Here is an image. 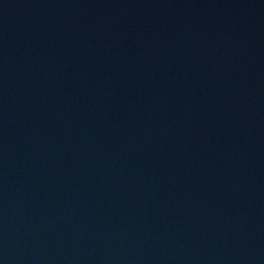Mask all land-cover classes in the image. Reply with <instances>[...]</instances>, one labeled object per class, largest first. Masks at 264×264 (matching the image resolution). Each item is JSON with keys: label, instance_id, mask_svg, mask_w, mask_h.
Here are the masks:
<instances>
[{"label": "water", "instance_id": "water-1", "mask_svg": "<svg viewBox=\"0 0 264 264\" xmlns=\"http://www.w3.org/2000/svg\"><path fill=\"white\" fill-rule=\"evenodd\" d=\"M0 264H264V0H0Z\"/></svg>", "mask_w": 264, "mask_h": 264}]
</instances>
